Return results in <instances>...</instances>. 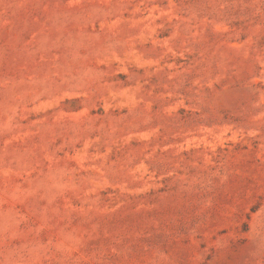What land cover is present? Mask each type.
Here are the masks:
<instances>
[{
  "label": "rangeland",
  "instance_id": "1",
  "mask_svg": "<svg viewBox=\"0 0 264 264\" xmlns=\"http://www.w3.org/2000/svg\"><path fill=\"white\" fill-rule=\"evenodd\" d=\"M0 264H264V0H0Z\"/></svg>",
  "mask_w": 264,
  "mask_h": 264
}]
</instances>
